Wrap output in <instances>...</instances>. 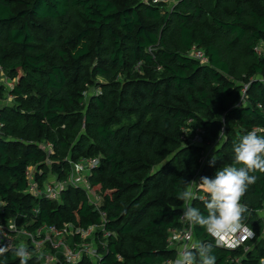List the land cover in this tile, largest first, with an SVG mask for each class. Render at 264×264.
Masks as SVG:
<instances>
[{
  "label": "trees",
  "instance_id": "trees-1",
  "mask_svg": "<svg viewBox=\"0 0 264 264\" xmlns=\"http://www.w3.org/2000/svg\"><path fill=\"white\" fill-rule=\"evenodd\" d=\"M164 1L0 0V70L13 82L9 92L0 86V96L13 97L0 103V223L32 232L102 224L99 264L176 257L166 240L181 228L185 183L233 165L243 135H264V0H172L170 8ZM197 49L205 64L192 58ZM197 130L219 139L212 165L201 167L203 148L190 142ZM45 157L60 179L69 161L96 159L90 181L105 222L80 191H65L59 202L25 192L30 166L43 170L42 187L47 182ZM250 174L257 180L241 203L255 236L246 253L216 247L193 226L216 264L264 260V173ZM198 195L204 199L193 206L206 215L207 196ZM79 242L74 236L71 247ZM0 264L19 258L8 252Z\"/></svg>",
  "mask_w": 264,
  "mask_h": 264
},
{
  "label": "built area",
  "instance_id": "built-area-1",
  "mask_svg": "<svg viewBox=\"0 0 264 264\" xmlns=\"http://www.w3.org/2000/svg\"><path fill=\"white\" fill-rule=\"evenodd\" d=\"M191 56L201 64L206 63L204 53L199 49L193 50ZM245 90L246 88L242 90L243 96L245 94ZM1 127L2 126L0 125V128ZM46 153L47 155L52 153L51 147L48 144H46ZM96 164V159L89 158L69 161V169L64 174V179H60L57 174H54L51 176H57V178L49 181L48 176V180L44 183V187H42L40 182L36 179L37 175H41V171H35V169H32L34 166H30L25 172L27 181L25 192L32 198H45L53 202H59L61 200V195L69 189L80 191L86 197L90 196L91 198H94V189L91 184L90 177ZM194 181L199 183L197 179ZM201 197L203 200L204 196ZM93 209H95V207H93ZM181 211L182 212L179 217L181 228L170 230L166 240L167 248L173 250L176 256L178 254V250L185 243L195 240L193 236V225L182 219L184 211L183 207ZM96 212L99 214L102 222H105V215L101 211ZM33 221L34 220H31L28 223H32ZM70 227L69 223H66L61 227H56L54 225H42L37 227L32 232L26 230L24 227H18L17 222L15 221H9L6 224L0 223V246L11 245L15 247L16 245H20L18 243H21V241L18 242V240L21 238L23 240V243L21 244L27 246L29 252L32 250V253L30 252V259L33 256L38 257L42 260V264H60V255L64 257L66 261L65 264H76L83 257H87L95 262V264H99L101 254L98 252L95 239L91 238V236L93 234L95 238L96 233L103 230L102 224L99 226H90L86 230L79 229L76 231L71 230ZM95 228L96 230L93 232V229ZM74 236L80 237V242L78 243L79 245L76 244L74 247H70L66 237L74 238ZM208 236L218 248L228 251H234L242 248L243 252L246 253L248 251V246L246 244L249 241H252L255 235L246 236L244 233L226 235L220 245H217L215 239L209 234ZM105 237H108V235H105ZM104 247L105 244H103V248ZM175 259L176 257L172 260H167L164 264H173ZM230 263L241 264V259L234 258L230 260ZM260 264H264V260H262Z\"/></svg>",
  "mask_w": 264,
  "mask_h": 264
},
{
  "label": "clouds",
  "instance_id": "clouds-1",
  "mask_svg": "<svg viewBox=\"0 0 264 264\" xmlns=\"http://www.w3.org/2000/svg\"><path fill=\"white\" fill-rule=\"evenodd\" d=\"M233 152V165L218 169L214 178L201 177L199 183H185V189L177 196L184 209L182 219L193 226L203 228L215 239L217 245L222 244L226 235H254L252 229L244 222L247 206L241 203V200L248 187L257 180V177L250 173H264V135H258L255 130L248 132L233 144ZM215 161L213 156L210 165ZM200 192L207 196L206 215L193 206V201L202 199L198 195ZM212 251L211 244L192 240L178 250L173 264H216ZM8 252L19 258V264H28L30 252L27 246H0V256Z\"/></svg>",
  "mask_w": 264,
  "mask_h": 264
},
{
  "label": "rangeland",
  "instance_id": "rangeland-1",
  "mask_svg": "<svg viewBox=\"0 0 264 264\" xmlns=\"http://www.w3.org/2000/svg\"><path fill=\"white\" fill-rule=\"evenodd\" d=\"M173 2L174 1H172V0H165L164 1V3H165L164 7L167 6V8H170V6L173 4ZM156 3L157 2H154V4H156ZM0 86H3V88H5L7 92H9L13 87V82L9 80L7 74L4 73L2 70H0ZM7 92H3V94L0 96V103L1 104L7 105V104L12 103L13 97L10 94H8ZM188 124H190V121H188ZM189 134H187V136ZM190 142L194 145H198V146H201L203 148L202 157H201V161H200L201 167H203L204 165L206 166V165L210 164L209 162L212 160L213 156L215 155L216 147L217 146L219 147V139H214L212 137L211 133L197 130L196 137ZM42 145H45V143H42ZM44 164L46 165V168H47L45 174L47 177L49 176V181L57 178V176H51V175H54L53 174V162L51 161V159H49L48 157H45L44 158ZM32 169H35V171H37V170L41 171V172L43 171V170H40L36 167H34ZM93 195H94V198H91L90 196L86 197L84 194H82V197L83 198L85 197V199L87 200L88 206L95 207V209H93V210L100 212L101 206L103 204L101 193L94 189ZM64 224H66V223H64ZM69 225L71 226L70 227L71 230H74V231L79 230V228H76L74 225H72L70 223H69ZM83 230H85V229H83ZM94 230H96V228L93 229V232H94ZM66 238H67V240L70 244V247H71L73 245V238H71V237H66ZM91 238L95 239L93 234H92ZM20 241H21V243H23V240L21 238L18 240V242H20ZM21 243H18V244L21 245ZM59 260H60V262H62L65 259L62 258V260H61V258H59Z\"/></svg>",
  "mask_w": 264,
  "mask_h": 264
}]
</instances>
